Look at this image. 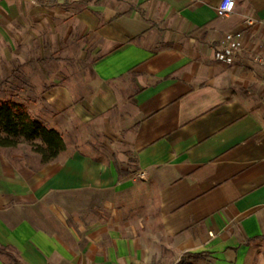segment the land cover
<instances>
[{
  "label": "crops",
  "instance_id": "crops-1",
  "mask_svg": "<svg viewBox=\"0 0 264 264\" xmlns=\"http://www.w3.org/2000/svg\"><path fill=\"white\" fill-rule=\"evenodd\" d=\"M220 1L0 0L93 74L26 93L65 150H0V264H264V0Z\"/></svg>",
  "mask_w": 264,
  "mask_h": 264
},
{
  "label": "rangeland",
  "instance_id": "rangeland-1",
  "mask_svg": "<svg viewBox=\"0 0 264 264\" xmlns=\"http://www.w3.org/2000/svg\"><path fill=\"white\" fill-rule=\"evenodd\" d=\"M62 6L65 7L66 3ZM21 9L25 7L22 6ZM13 14L6 9L0 11V103L23 105L32 102L33 98L29 99L26 93H34L36 89H40L45 74L65 76L68 74L69 83L84 93L86 83L93 79L88 59L83 60L81 50L77 53L76 50L67 47L65 42L64 48L55 49L52 47L54 42L51 40L49 30L43 32L38 30L41 29V25L57 24V19L46 23L38 18H18ZM74 131L79 136L75 140L82 141L83 128L78 126ZM16 141L15 147L0 150L22 154L36 153L35 147L41 145L40 139L29 142L18 138ZM69 141H73V137ZM100 142L101 138L98 137L97 145ZM131 161L135 163L134 159ZM126 171L128 174H136L135 165L128 166ZM161 260L162 258L159 259L160 264ZM163 260L169 264L175 261L173 257Z\"/></svg>",
  "mask_w": 264,
  "mask_h": 264
},
{
  "label": "trees",
  "instance_id": "trees-1",
  "mask_svg": "<svg viewBox=\"0 0 264 264\" xmlns=\"http://www.w3.org/2000/svg\"><path fill=\"white\" fill-rule=\"evenodd\" d=\"M25 141L41 140L35 152L42 156V162L48 163L65 150L61 136L55 131H49L33 120L26 109L10 102L0 103V148H12L17 145V139ZM0 253H5L0 249ZM11 264H20L15 257L9 255Z\"/></svg>",
  "mask_w": 264,
  "mask_h": 264
},
{
  "label": "built area",
  "instance_id": "built-area-1",
  "mask_svg": "<svg viewBox=\"0 0 264 264\" xmlns=\"http://www.w3.org/2000/svg\"><path fill=\"white\" fill-rule=\"evenodd\" d=\"M236 11L235 0H221L217 7V16L219 18H226L234 14ZM243 51L239 44L234 43V36L227 34L223 40V46L217 51L216 58L218 61L224 62L228 65H233L236 58ZM260 61V59H255ZM262 62V61H261Z\"/></svg>",
  "mask_w": 264,
  "mask_h": 264
}]
</instances>
